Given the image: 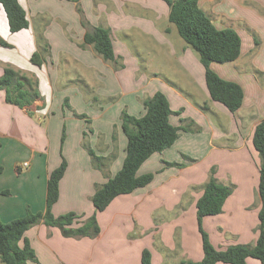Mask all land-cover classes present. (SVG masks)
<instances>
[{
	"label": "crops",
	"instance_id": "1",
	"mask_svg": "<svg viewBox=\"0 0 264 264\" xmlns=\"http://www.w3.org/2000/svg\"><path fill=\"white\" fill-rule=\"evenodd\" d=\"M20 2L29 27L17 32L0 4V77L12 68L28 79L26 86L0 87V190L9 191L0 194L4 222L25 215L28 206L45 211L48 179L63 157L68 165L52 211L75 212L81 221L92 215L96 189L126 155L123 110L143 115L144 101L155 92L168 98L172 124L185 127L139 168L138 175L154 173L152 182L97 212L98 235L65 236L43 222L29 228L25 236L37 261L28 264H142L144 249L151 264L199 261L196 203L212 174L232 192L221 213L203 219L211 242L218 249L255 244L262 201L253 134L264 119V0H200L219 28L232 27L240 36L256 30L263 38L256 44L249 35L236 60L211 64L244 90L234 113L212 100L199 53L169 20L165 0ZM95 26L110 30L115 60L85 41ZM90 150L102 157L100 165Z\"/></svg>",
	"mask_w": 264,
	"mask_h": 264
},
{
	"label": "trees",
	"instance_id": "2",
	"mask_svg": "<svg viewBox=\"0 0 264 264\" xmlns=\"http://www.w3.org/2000/svg\"><path fill=\"white\" fill-rule=\"evenodd\" d=\"M78 1V0H72ZM170 6L169 20L176 24L182 38L194 48L205 67L206 85L212 100L217 101L234 113L243 103L244 90L235 82L222 78L216 73L213 62L226 63L236 60L242 51V38L232 28H219L200 6V0H165ZM8 17L10 30L17 32L29 27L27 11L20 0H0ZM85 41L93 44L96 51L105 59L115 60L113 39L109 29L95 26L85 34ZM256 44L259 40L256 38ZM28 79L22 77L12 68H6L0 77V87L17 83L26 86ZM67 105V102H66ZM146 112L141 116L130 115L127 110L122 113V128L127 137L126 155L122 167L104 184L99 186L92 202L95 212L83 221V215L68 212L56 216L52 207L59 198V184L67 169V161L63 157L61 164L52 170L48 179L45 211L34 212L27 207L25 215L4 222L0 217V260L3 264H28L37 261V256L26 231L43 222L48 226L60 228L65 236H96L100 232L97 212L103 211L119 195L128 194L152 182L154 173L138 175L141 165L154 153L172 146L180 135L181 126L170 121L172 113L166 95L157 91L144 101ZM65 132L63 133V139ZM253 145L258 151L261 163L259 166L258 191L262 205L259 212L260 224L256 243L232 244L225 249L216 248L203 227L206 216L222 212L232 187L220 183L214 174L205 184L204 191L196 203L199 230L202 235L204 256L201 260H185L182 264H248V258L258 259L264 264V119L255 127ZM90 153L100 165L102 157L94 151ZM176 164L177 163H170ZM3 166L0 163V172ZM0 194H9L8 190H0ZM80 223L78 226L74 224ZM151 251L144 249L142 264H151Z\"/></svg>",
	"mask_w": 264,
	"mask_h": 264
},
{
	"label": "rangeland",
	"instance_id": "3",
	"mask_svg": "<svg viewBox=\"0 0 264 264\" xmlns=\"http://www.w3.org/2000/svg\"><path fill=\"white\" fill-rule=\"evenodd\" d=\"M255 33H252V35L254 36H256L257 37V39L258 40H260L261 42H262V40H263V38H262V36L260 35V34H257V32H256V30L254 31ZM240 33L242 34L241 36H242V39H243V44H246V43H248L247 42V40L248 39H250L249 38V35L252 37V35L248 32V31H240Z\"/></svg>",
	"mask_w": 264,
	"mask_h": 264
},
{
	"label": "built area",
	"instance_id": "4",
	"mask_svg": "<svg viewBox=\"0 0 264 264\" xmlns=\"http://www.w3.org/2000/svg\"><path fill=\"white\" fill-rule=\"evenodd\" d=\"M23 165H24V166H27V165H28V162L23 163Z\"/></svg>",
	"mask_w": 264,
	"mask_h": 264
}]
</instances>
